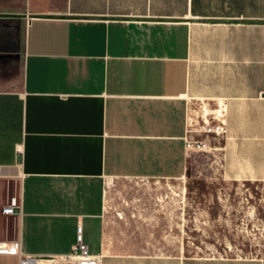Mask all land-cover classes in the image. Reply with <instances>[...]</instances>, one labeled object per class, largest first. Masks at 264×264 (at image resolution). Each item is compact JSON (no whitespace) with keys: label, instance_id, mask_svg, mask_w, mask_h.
Masks as SVG:
<instances>
[{"label":"crops","instance_id":"crops-1","mask_svg":"<svg viewBox=\"0 0 264 264\" xmlns=\"http://www.w3.org/2000/svg\"><path fill=\"white\" fill-rule=\"evenodd\" d=\"M217 110L224 134L188 132ZM198 167L264 172V0H0V209L2 186L20 202L0 212V242L66 254L80 225L101 264H264L138 250L125 236L115 182L180 193Z\"/></svg>","mask_w":264,"mask_h":264},{"label":"rangeland","instance_id":"rangeland-1","mask_svg":"<svg viewBox=\"0 0 264 264\" xmlns=\"http://www.w3.org/2000/svg\"><path fill=\"white\" fill-rule=\"evenodd\" d=\"M213 173L206 167L191 171L180 193L176 184L175 189L156 190L115 182L113 198L126 208L119 214L121 221L132 223L125 236L133 247L169 254L264 257V172L258 179L244 180ZM1 189L3 197L6 192L18 196L12 187Z\"/></svg>","mask_w":264,"mask_h":264},{"label":"built area","instance_id":"built-area-1","mask_svg":"<svg viewBox=\"0 0 264 264\" xmlns=\"http://www.w3.org/2000/svg\"><path fill=\"white\" fill-rule=\"evenodd\" d=\"M223 114L221 110L208 114L202 112L197 123H191L189 131L192 133H200L204 135H221L226 131L225 123L221 120ZM214 120L216 124L212 122ZM185 146L187 149L207 150V145L200 141L186 139ZM2 215L6 217H14L20 212V202L17 196L8 199L5 206L0 209ZM0 254L18 255L20 264H101V258L97 254H92L85 244L80 225L76 228L75 243L72 245L70 252L61 255L51 256H32L24 255L20 250V243L17 240L9 242H0Z\"/></svg>","mask_w":264,"mask_h":264}]
</instances>
